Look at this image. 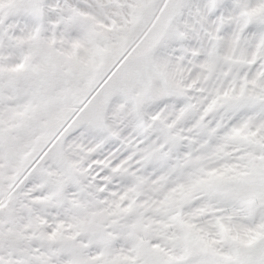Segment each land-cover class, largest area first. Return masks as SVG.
I'll return each mask as SVG.
<instances>
[{"label":"snow or ice","instance_id":"1","mask_svg":"<svg viewBox=\"0 0 264 264\" xmlns=\"http://www.w3.org/2000/svg\"><path fill=\"white\" fill-rule=\"evenodd\" d=\"M0 264H264V0H0Z\"/></svg>","mask_w":264,"mask_h":264}]
</instances>
